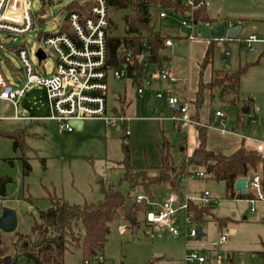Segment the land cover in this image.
<instances>
[{
    "label": "rangeland",
    "instance_id": "1",
    "mask_svg": "<svg viewBox=\"0 0 264 264\" xmlns=\"http://www.w3.org/2000/svg\"><path fill=\"white\" fill-rule=\"evenodd\" d=\"M73 1L83 3L88 0H61L45 6L44 0H31L34 30L24 36L0 32V46H4L0 48V64L10 83L25 85V72L17 51L21 46L28 51L38 75H55L58 64L55 51H49L43 65L37 52L44 46L47 33H58L59 25L68 13V5ZM205 3L207 13L211 19L215 18V23L233 22L243 28L239 40L227 38L220 42L219 38L216 39L214 67L229 66L231 69L227 70L236 71L249 65L233 105L221 103L218 93L215 94L210 107L212 115L218 119L215 112L220 110L224 117L219 119L220 126L212 123L209 128L208 147L224 154L231 153L239 145L256 148L258 144H264V43L247 44L246 41L256 36L264 37V23H260L264 19V0H206ZM151 12L152 23H161L159 9L153 8ZM43 16L46 19L43 20ZM115 23L119 33H124L123 20L115 18ZM197 32L204 38L213 35V31L204 25H199ZM261 55L258 64L250 65ZM174 68L186 75L188 63L181 60ZM107 82L109 106H118L124 101V113L131 119L129 136H124L120 128L106 126L102 119L88 120L83 129L76 127L71 133L60 131L57 123L48 119L51 113L46 91L38 85L29 87L17 108L0 101V133L17 129H25L27 133V149L24 150L15 149L14 141L0 134V178L4 181V192L0 182V220L6 213H14L17 222L13 231H5L0 226V257L17 254L19 236L32 235V228L41 212L51 207V196H58L70 204H92L101 201L103 187L111 185L132 199L139 195L147 196L141 186L132 188L123 181L124 145L129 147L131 166L136 170L147 169L152 176L158 174L162 148L166 144L169 145L172 163L177 167L185 164L182 148L187 131L184 127L178 128L166 98L157 99L156 105L149 108V96L140 98L136 86L128 78L117 81L110 73ZM247 104L251 114L243 115L242 110ZM208 106L206 104L202 109ZM24 159H28L31 166L27 174ZM197 171L204 172L201 168ZM99 179L103 181L99 182ZM180 183L190 197L198 198L205 191L210 194L213 216L202 223H191L186 227L185 210L175 216V225L181 234L194 228L201 229L204 236L200 240L198 237L173 236L167 227L147 223L146 213L139 212L135 213L137 227L121 218L110 223L104 250L107 259L114 264H157V259L163 257L160 264H185V258L195 253L207 257V264H232L230 254L233 264H264L258 255L264 250L263 202L228 199L225 183L208 175H194ZM151 190L158 203L167 201L170 196L169 187L165 184L156 185ZM144 202L147 204L148 201ZM217 217L229 218L227 226L220 228ZM222 235L227 236L228 241L214 249L213 243ZM73 245L66 251V263L85 264L81 249ZM16 264L36 263L21 256Z\"/></svg>",
    "mask_w": 264,
    "mask_h": 264
},
{
    "label": "trees",
    "instance_id": "2",
    "mask_svg": "<svg viewBox=\"0 0 264 264\" xmlns=\"http://www.w3.org/2000/svg\"><path fill=\"white\" fill-rule=\"evenodd\" d=\"M108 2V27H107V69L112 71L126 70L128 78L134 86H141L149 68L162 69L168 60L163 52L166 51V41L170 38L161 30L156 29L152 23V9L159 11H179L188 15L189 7L186 0H107ZM71 12L86 13L83 5L73 1L68 5ZM194 16L200 22L214 24L207 13L206 6L198 9ZM115 18L122 19L125 32L119 33ZM213 40L207 49L201 65V79L199 91L196 95L194 106L197 112L205 101V93L212 95L219 90V97L223 104L233 105L239 94L242 76L247 67H241L236 71H217L214 66ZM128 53H131L127 61ZM259 60L253 64H258ZM212 67V79L204 82V71ZM124 101H121L123 110ZM248 105V104H247ZM114 112H117L115 109ZM209 125L197 123L200 145L192 155L186 156L182 167L175 166L171 161L169 145L162 148V163L158 168V174L152 176L147 169L136 170L129 162L130 150L124 145L126 159L122 162L125 169L123 181L132 188L141 186L151 200H156L152 187L156 185H168L170 193H177L180 203L186 201L185 188L181 185L182 179L194 176L199 168L205 175L223 182L226 185L228 199L251 200L253 194L243 196L235 191V183L240 178H253L260 174L264 190V153L257 150L240 147L231 155H223L207 148V135ZM2 136L14 141L15 149H27L25 129H17L12 132H1ZM25 160L26 174L31 171L28 159ZM260 172V173H259ZM2 192H4V181ZM103 199L92 204H70L58 196H51V207L41 212L39 220L32 228V235H20L16 242L17 254L14 257H0V264H16L19 257L24 256L36 264H67L66 251L69 246L81 249L84 261L90 264H99L98 257L104 255L105 245L110 234V223L116 219H123L137 227L138 222L135 213H146V202L138 203L135 199L125 195L113 185L102 189ZM134 203L133 217L130 221L125 214V206ZM187 212L192 215L195 224L202 223L206 218L213 216L210 206H200L188 201ZM220 228L227 226L229 218H216ZM264 262V250L258 252ZM151 264V263H150Z\"/></svg>",
    "mask_w": 264,
    "mask_h": 264
},
{
    "label": "built area",
    "instance_id": "3",
    "mask_svg": "<svg viewBox=\"0 0 264 264\" xmlns=\"http://www.w3.org/2000/svg\"><path fill=\"white\" fill-rule=\"evenodd\" d=\"M61 0H44V5L55 4ZM71 3V2H70ZM69 3V4H70ZM189 7L188 15L183 18L182 25L189 30L188 39L194 40L199 37L197 32L199 25H204L211 31H214L215 25L209 22H200L194 16L195 12L206 6L205 0H186ZM83 5L86 13L67 11V15L62 24L59 25L58 33H47L44 39V46L38 49L42 50L46 57L40 60L43 63L49 57V51L54 50L58 55V64L55 75L52 77H41L36 73L34 65L31 63L28 51L23 47L18 48V55L22 62L25 72L26 84L19 87L5 77L0 64V101H7L16 105L24 97L31 85H38L45 89L49 102L50 116L49 120L58 124L60 131L72 132L75 126L71 122H85L92 119H102L105 125L111 128H120L124 136H129L131 119L123 112H114L116 106H109L108 102V77L113 73V77L120 81L128 78L126 70H108L107 69V27H108V2L107 0H88L80 3ZM166 12H161L164 18ZM42 19H46L43 16ZM34 16L31 11V0H0V32H7L15 36H24L34 30ZM233 27V24H230ZM225 40L228 37H218ZM253 37L246 41L247 44L257 42ZM171 41H166V46H170ZM4 48V46H0ZM165 52H163V55ZM131 53H128L129 61ZM146 78L141 86H137V93L140 98H144L146 88L150 87L154 80H168L175 83L176 79L171 77L164 68L152 70L146 62ZM157 98H164L162 92L156 94ZM191 101L183 102L174 94H169L167 105L173 113V118L177 123L190 124L191 119ZM112 114H111V113ZM217 117H224L221 111L216 113ZM256 150L264 153V144H258ZM197 177H204V172H197ZM249 194H253L250 200L252 203L264 202V190L262 187L261 175L256 174L249 179ZM148 201L146 196H138L136 202L142 203ZM188 201L197 203L200 206H210L212 199L208 191H205L198 198L186 197L184 203L179 202L176 195H171L169 199L157 204L149 202L152 207L146 213V221L155 226L167 227L169 232L176 237L181 233L176 227L175 216L180 211H186V227L193 223V217L187 212ZM254 212V209H253ZM185 236L198 237V230L191 228ZM228 240L223 235L219 241L213 243V248H219ZM215 254V253H214ZM99 264H114L107 260L103 255L98 257ZM85 264H90L86 261ZM185 264H207V257L191 254L185 258Z\"/></svg>",
    "mask_w": 264,
    "mask_h": 264
},
{
    "label": "crops",
    "instance_id": "4",
    "mask_svg": "<svg viewBox=\"0 0 264 264\" xmlns=\"http://www.w3.org/2000/svg\"><path fill=\"white\" fill-rule=\"evenodd\" d=\"M161 12L162 11H159V13H158V17L161 20V23L155 24L156 29H159L163 33H165L166 35H168L170 37L168 40L171 41V45L170 46H167V49H166L165 54H164V56H166L168 60L164 63V67L163 68L168 71V73H169V75L171 77H174L176 79V82L175 83H171L168 80H154L152 82L151 86L146 88V94H145V96L146 95L149 96V103H148V107L149 108L156 105L157 99H163V98H157L156 97V94L158 92H162L164 94V98H166V102H167V98H168L169 94H174L175 96H177L183 102L188 101V100L192 102L191 103V110H190L191 119H192L191 123L190 124H183V123H177L176 122L178 128L181 129V128L184 127L186 129V131H187V133H186V139H185V142H184L182 151L184 152L185 156H190V155L193 154V152L200 145V138H199V132H198V129H197V123L199 122L202 125H207L208 124L209 125V128H210L211 125H212V123H214L215 126H220L221 121L219 119H222L223 118V117H217L216 116V113L218 111H220V110H217L215 112V116L218 119H215L214 116L212 115V112L213 111L210 109V107H212V102H213V98L215 97V94L218 93V96H219V90H216L213 95L209 91H206V93H205V101H204L203 106L206 105V104L209 105V106L206 107L204 110L202 109L203 108V106H202V108L199 110V112H197L196 109H195V106H194V102L196 100V95H197V93L199 91V86H200L201 70H202L201 65H202V62H203V60L205 58V55H206V52H207V49H208L209 44L213 40L216 43V41H217L216 39L218 37H214V31H213L212 37L204 38V37H201L199 35V37H197L196 39L189 40L188 39L189 30L188 29H185L184 26L182 25V21H183L184 15L182 13H180L179 11H167L166 12V16L164 18H162L161 17ZM214 19L215 18H213V20ZM162 21H165V22L163 23ZM261 22L264 23V19H262L260 21V23ZM231 23L233 24V27H234L235 25H234L233 22H229V24H225V23L224 24H222V23L217 24V23H215L214 25H215V27L220 26V25H224L226 27V29H228V28H232L230 26ZM236 26H238V25H236ZM242 31H243V28L241 27V30L238 33L237 37L232 38V39L237 40L238 37H239V34ZM223 37H226V36H223ZM226 39L225 40H220L219 39V40H220V42H225ZM228 39H231V38H228ZM257 40L258 41L255 42V43H264V37H261V38L257 37ZM255 43H253V44H255ZM256 51L257 50L255 49V52ZM181 60L182 61L183 60H186L187 63H188V70H187V74L186 75H183V73H182L181 70L175 71V68L174 67ZM212 67H213V69H215L217 71H223L225 69H231L229 66L227 68H218V67H214V66H212ZM212 67H208L204 71V82H209L212 79ZM131 83H132V81H131ZM25 84H26V80H25ZM240 84H241V82H240ZM15 85L21 87V84H15ZM136 88H137V86H136ZM26 95H27V93H26ZM152 98H154L153 99V102L151 101ZM219 99H220V97H219ZM19 101H18V103H19ZM3 102H6V103H9V104L14 105L13 103H10V102H7V101H3ZM18 103L16 105H14L15 108H17ZM246 106H249V105H246ZM122 107H123V110L121 109V104H119L118 106H116L117 112H120L121 111V112L124 113V107L125 106L123 105ZM167 107H168V105H167ZM257 110H259V109H257ZM171 114L173 115L172 112H171ZM250 114H251V108H250ZM250 114H248V115H250ZM243 115H246V114L243 113ZM16 117H17V115H16ZM85 122L82 124V127L79 128V129H83L84 128ZM209 128H208V131H209ZM67 133H71V132H67ZM240 147H242V146L239 145L231 153H228V154L220 153V154H223V155H231L236 150H238ZM207 148H208V150L213 151L211 148L208 147V144H207ZM252 150H256V148H253ZM188 178H190V177H188ZM169 194H170V196L171 195H174V194H171L170 192H169ZM186 195H187L186 197L194 198V197H190L187 193H186ZM139 196H145V195H139ZM146 197H147V199H148L149 202H154V203H157V204H162V203H158L157 200H154V201L151 200L148 195ZM164 202H166V201H164ZM147 208H148L147 212L152 209V207L148 204V202H147ZM252 211H253V209H252ZM185 234L186 233L181 234V236L186 237ZM202 236H204V233H203ZM103 256L106 258L105 254ZM163 259H164L163 257H159L157 259V261H159V262H156V263L157 264L162 263L163 262ZM107 260H109V259H107ZM229 261L232 264L234 262L233 261V257L230 254H229ZM151 264H154V263H151ZM241 264H245V263L242 262Z\"/></svg>",
    "mask_w": 264,
    "mask_h": 264
},
{
    "label": "water",
    "instance_id": "5",
    "mask_svg": "<svg viewBox=\"0 0 264 264\" xmlns=\"http://www.w3.org/2000/svg\"><path fill=\"white\" fill-rule=\"evenodd\" d=\"M240 30H241L240 26L226 29L224 25H220V26L215 27L214 37L226 36L228 38H235L237 37ZM37 56L40 60H43L45 59L46 54L42 50H40L39 52H37ZM153 99L154 98H152L151 100L152 102H153ZM242 112L246 115L250 114V106H245ZM71 124L77 128H81L83 122L73 121L71 122ZM98 181L102 182L103 179H99ZM248 183H249V178L247 177L238 179L235 183V191L243 196H248L249 195ZM133 208H134V203H129L127 206H125V214L130 221L134 219ZM0 226L5 231L15 230L17 226V222H16V216L14 215V213H6L0 220ZM202 235H203V231L199 229L198 239H200Z\"/></svg>",
    "mask_w": 264,
    "mask_h": 264
}]
</instances>
